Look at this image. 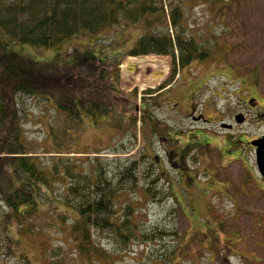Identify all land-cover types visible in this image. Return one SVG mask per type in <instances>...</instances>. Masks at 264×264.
Masks as SVG:
<instances>
[{
  "label": "trees",
  "instance_id": "trees-1",
  "mask_svg": "<svg viewBox=\"0 0 264 264\" xmlns=\"http://www.w3.org/2000/svg\"><path fill=\"white\" fill-rule=\"evenodd\" d=\"M235 1L0 0V224L4 230L45 235L54 223L39 214V204L48 193H58L74 216L59 213L56 219L70 223L73 235L59 238L63 242L56 249L41 241L49 264H122L119 255L132 243L146 242L152 233L162 239L166 232L175 235L170 228L158 226L140 231L136 220L137 195L168 198L151 162L142 166L131 157L103 159L99 152L76 157L64 150L76 143L83 115L96 122L99 115L120 122L135 110L132 95L118 90V59L94 55L101 36L116 27L142 26L126 54L170 55L173 72L193 61H219L227 52L219 47L224 32L198 35L194 9L225 14ZM78 34H87L89 40L79 60L61 61L58 52L51 60H36L15 50L59 49ZM235 69L240 82H249L264 97V62L239 64ZM38 106L49 113L48 148L26 135L32 107ZM121 194L126 197L121 199ZM66 238L74 249L70 250ZM173 256L175 249L169 244L156 253L150 249L133 264L152 260L153 264H174Z\"/></svg>",
  "mask_w": 264,
  "mask_h": 264
},
{
  "label": "rangeland",
  "instance_id": "rangeland-1",
  "mask_svg": "<svg viewBox=\"0 0 264 264\" xmlns=\"http://www.w3.org/2000/svg\"><path fill=\"white\" fill-rule=\"evenodd\" d=\"M193 24L198 35L224 32L219 47L227 51L225 55L220 51L225 60L193 61L173 72L170 55L127 56L143 31L139 25L116 27L95 43V56L105 59L109 54L108 61L118 59L117 87L132 95L135 110L120 122L107 115L97 116V122L83 115L76 143L64 151L76 157L93 155L86 154L90 152H99L103 159L131 157L142 166L151 162L168 198L137 195L136 220L140 231L158 226L176 232L169 236L166 232L164 239L152 233L146 242L132 243L119 255L122 264L139 263L150 249L156 253L169 244L175 249L174 264H248V259L264 257V179L257 172L253 148L246 144L264 134V120L259 116L263 112L258 108L263 95L249 82H240L235 69L239 64L248 67L264 62V0H236L225 14L216 15L196 7ZM88 42L87 34H78L59 49L15 50L36 60H51L57 52L61 61L79 60ZM128 62L137 64L131 73ZM187 72L198 80L189 79ZM168 84L169 89L150 95ZM250 96L257 98L258 109L245 113L243 103ZM32 111L26 135L48 148L49 113L40 106ZM238 112L245 113L241 123L233 119ZM199 113L211 121L191 118ZM221 123L232 128H222ZM59 213L74 216L58 193H48L39 204V214L54 223L53 228L47 227L48 234H18L9 228L5 231L0 224V264H49L41 241L56 249L63 242L59 238L73 235L70 223L60 224L56 219ZM66 243L70 250L75 248L67 238Z\"/></svg>",
  "mask_w": 264,
  "mask_h": 264
},
{
  "label": "flooded vegetation",
  "instance_id": "flooded-vegetation-1",
  "mask_svg": "<svg viewBox=\"0 0 264 264\" xmlns=\"http://www.w3.org/2000/svg\"><path fill=\"white\" fill-rule=\"evenodd\" d=\"M187 74L189 75V79H191L192 77H196V80H198L197 78H199L197 75L194 76L190 72H187ZM201 85H202V83H201ZM201 85H200V87H201ZM196 86H198V85H196ZM169 87H170V85L164 86L162 88H159L155 92L151 93L150 95L160 94L164 90L169 89ZM256 102L258 103L257 98L254 97V96H251V99L246 98L245 101H244V103H243V105L245 106L244 107V111H245V113H247L250 110H257L259 108V110H262V112H263V113H260L259 116L264 120V98L259 101L258 108L255 109ZM245 113H244V115H245ZM198 117H199V119H197ZM191 118L192 119H195V120L197 119V120H202V121H207V122H210L211 121V119L204 118L201 113H199V115H193L192 114L191 115ZM260 136H264V134H262ZM251 147L254 150V147L253 146H251ZM248 264H264V257L258 255V256H255V259H248Z\"/></svg>",
  "mask_w": 264,
  "mask_h": 264
},
{
  "label": "water",
  "instance_id": "water-1",
  "mask_svg": "<svg viewBox=\"0 0 264 264\" xmlns=\"http://www.w3.org/2000/svg\"><path fill=\"white\" fill-rule=\"evenodd\" d=\"M234 117L236 122H242L244 119V116L241 113L236 114ZM221 126L228 128L230 125L222 124ZM250 143L255 146L256 166L260 174L264 177V136L253 139L250 141Z\"/></svg>",
  "mask_w": 264,
  "mask_h": 264
},
{
  "label": "bare ground",
  "instance_id": "bare-ground-1",
  "mask_svg": "<svg viewBox=\"0 0 264 264\" xmlns=\"http://www.w3.org/2000/svg\"><path fill=\"white\" fill-rule=\"evenodd\" d=\"M145 82H147V81H145Z\"/></svg>",
  "mask_w": 264,
  "mask_h": 264
}]
</instances>
